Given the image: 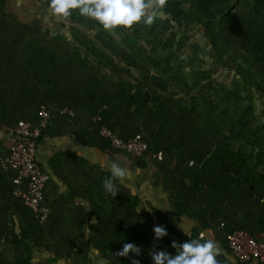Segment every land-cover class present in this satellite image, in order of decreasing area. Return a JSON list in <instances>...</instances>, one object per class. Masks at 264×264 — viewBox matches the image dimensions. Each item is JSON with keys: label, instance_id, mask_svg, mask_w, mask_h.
<instances>
[{"label": "rangeland", "instance_id": "374dc122", "mask_svg": "<svg viewBox=\"0 0 264 264\" xmlns=\"http://www.w3.org/2000/svg\"><path fill=\"white\" fill-rule=\"evenodd\" d=\"M234 1L168 0L164 14L150 26L141 22L110 33L76 11L66 21L53 20L49 0H0V12L10 11L5 18L0 14V60L12 71L24 63L21 73L33 74V82L44 89L51 75L82 71L76 84L92 95L102 118L109 105L135 98V113L148 117L153 132L164 137L158 146L163 157L183 152L189 159L196 154L225 165L230 163L226 154L240 150V160L264 172V0ZM23 9L24 17L18 13ZM190 10L197 20L187 15ZM213 37L226 56L214 52ZM17 74L4 77L17 79ZM8 85L0 89L8 92L9 99H0L7 111L21 88ZM23 94L30 95L26 89ZM41 104L36 106L45 107ZM233 165L237 180L249 182L246 171ZM126 200L117 193L99 206L90 203L88 225H46L48 218L37 219L29 234L37 247L36 264H130L114 255L125 243L141 248L135 257L140 264H153L150 251L169 253L171 231L157 241L153 228L171 226L155 217L150 204L132 206Z\"/></svg>", "mask_w": 264, "mask_h": 264}, {"label": "crops", "instance_id": "0c3cea01", "mask_svg": "<svg viewBox=\"0 0 264 264\" xmlns=\"http://www.w3.org/2000/svg\"><path fill=\"white\" fill-rule=\"evenodd\" d=\"M7 13L10 11L1 9L3 18ZM5 63L0 60V82H3L0 89L6 90L9 82L21 88L12 109L7 111L0 106V161L8 152L9 140L18 121H35L39 109L36 105L40 102L50 112L49 123L35 152L37 164L49 175L44 192V204L49 212L46 225H88L90 203L99 206L111 196L104 192L102 182L111 175V164L117 163L127 173L123 179L114 180L118 195L126 197V202L132 206L139 202L150 204L155 217L171 226L166 230L172 233L171 241L179 244L196 238L202 242L212 240L221 249L217 256L221 264H242L227 248L226 234L236 228H245L256 239L264 240V188L246 178L249 182L240 183L235 171L232 172L231 161L216 165L212 157L195 154L197 158L192 155L189 159L186 153L179 152L177 157L171 152L164 155L161 162L143 160L140 166L139 159L111 147L99 137L98 125L92 121L96 101L84 92L83 84H76L81 81L82 71L75 69L76 72L59 77L51 75L50 85L44 89L33 82V74L21 73L24 63L18 62L13 71L4 67ZM17 70V79L4 77ZM35 77L39 82L42 74ZM25 89L29 96L23 94ZM7 95L8 92H1L0 99H9ZM65 106L74 110V117L60 114L59 110ZM134 106L131 100L125 105L113 103L102 119L119 135L127 137L139 132L150 146L159 149L163 135L153 132L148 117L143 118L140 111L135 113ZM193 161L194 164H188ZM10 178V172L0 165V242L3 246L0 264H25L29 249L30 262L36 264L34 237L29 234L37 226V218L11 196ZM203 182L206 183L202 188ZM189 184L193 186L188 189ZM198 187L202 189L197 190ZM98 220L95 219L94 224ZM174 252L173 248L169 251L170 254Z\"/></svg>", "mask_w": 264, "mask_h": 264}, {"label": "built area", "instance_id": "2783aa9c", "mask_svg": "<svg viewBox=\"0 0 264 264\" xmlns=\"http://www.w3.org/2000/svg\"><path fill=\"white\" fill-rule=\"evenodd\" d=\"M60 114L74 117V110L62 107ZM36 120L23 119L17 122L9 140L8 152L1 159L0 165L11 174V196L23 207L33 213L40 221L48 218V209L44 204L45 187L49 175L43 171L35 160L37 143L50 119L46 107H40ZM92 121L98 125V135L111 147L123 151L139 160L161 162L163 154L160 149H152L139 132L123 137L112 130L95 114ZM226 246L242 264H264V240L256 239L247 229L236 228L226 234ZM0 242V254L2 251Z\"/></svg>", "mask_w": 264, "mask_h": 264}, {"label": "clouds", "instance_id": "9594fccd", "mask_svg": "<svg viewBox=\"0 0 264 264\" xmlns=\"http://www.w3.org/2000/svg\"><path fill=\"white\" fill-rule=\"evenodd\" d=\"M167 2L168 0H49L48 10L52 16L62 21H66L76 11L111 33L117 28L130 30L141 22L150 26L158 16L164 14ZM190 164H194V161ZM110 172L111 175L103 180L102 188L106 194L115 197L118 189L114 180L123 179L127 173L117 163L111 164ZM153 233L157 241L168 235L163 226H155ZM170 247L175 250L174 254L164 250L150 251L153 264H221L217 259L221 249L212 240L202 242L200 238H196L179 244L172 241ZM130 253L133 254L131 258ZM114 255L129 259L130 264H140L135 257L141 255V248L134 243H125L122 250Z\"/></svg>", "mask_w": 264, "mask_h": 264}, {"label": "trees", "instance_id": "16d2710c", "mask_svg": "<svg viewBox=\"0 0 264 264\" xmlns=\"http://www.w3.org/2000/svg\"><path fill=\"white\" fill-rule=\"evenodd\" d=\"M235 2H237V0H235L234 1V4H235ZM233 4V5H234ZM232 5V6H233ZM23 11V12H22ZM18 13H20V15L21 16H23L24 17V15L26 14V12H25V9H23V10H21V11H19ZM187 15H189L190 16V18L191 19H194V20H197L198 19V17H197V15L192 11V10H190L189 11V13H187ZM53 20H59V19H56L55 17L53 18ZM207 23H209V20H207L206 21ZM199 23H200V25L203 23L202 21H199ZM215 38L213 37V40H214ZM213 43V49H214V52H216V53H220L221 55H227V53H226V51L222 48V47H220L219 46V44H218V42L217 41H213L212 42ZM131 100V102H133L134 101V104H135V98H131L130 99ZM142 105V104H141ZM122 136V135H121ZM124 137V136H123ZM144 138V137H143ZM145 139V138H144ZM233 145H234V143L233 142H230L229 143V148L230 147H233ZM152 149H155V147H152V146H150ZM241 154V151L240 150H237L236 152L235 151H230L228 154H226L228 157H229V159H230V161H231V163H233V164H235V165H237L239 168H242V169H244L245 171H246V177H247V179H249L250 181H252V183L253 184H256V185H258V186H260V187H262V188H264V172H260V171H257V169L256 168H254L253 166H251L250 165V163H248L247 161H245V160H240V158H239V155ZM141 161V162H140ZM163 161V160H162ZM139 162L140 163H138L140 166L141 165H143V163H144V161L143 160H139ZM16 200V199H15ZM18 201V200H17ZM26 210V209H25ZM183 210V209H182ZM27 211V210H26ZM150 236V235H149ZM153 237H154V233H153ZM146 238V237H145ZM152 238V234H151V236H150V239ZM150 239H149V237L148 238H146V241H150ZM30 250V249H29ZM27 251V259H26V262H25V264H31V262H30V260H31V253H30V251ZM53 260H55V259H53Z\"/></svg>", "mask_w": 264, "mask_h": 264}]
</instances>
